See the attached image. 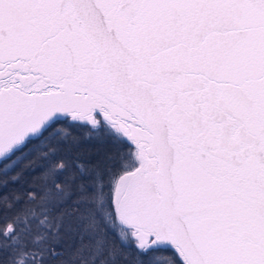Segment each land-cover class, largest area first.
<instances>
[{"label":"snow or ice","instance_id":"obj_1","mask_svg":"<svg viewBox=\"0 0 264 264\" xmlns=\"http://www.w3.org/2000/svg\"><path fill=\"white\" fill-rule=\"evenodd\" d=\"M0 264H264V0H0Z\"/></svg>","mask_w":264,"mask_h":264}]
</instances>
